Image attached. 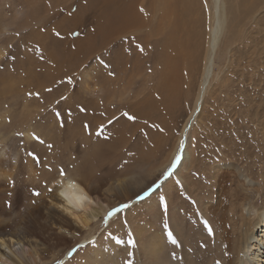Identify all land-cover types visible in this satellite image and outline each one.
<instances>
[{
	"label": "rangeland",
	"instance_id": "374dc122",
	"mask_svg": "<svg viewBox=\"0 0 264 264\" xmlns=\"http://www.w3.org/2000/svg\"><path fill=\"white\" fill-rule=\"evenodd\" d=\"M103 5H106V0H0V25H6L7 28H14L15 30L29 27L26 30L30 31L44 25L42 34L52 33L57 48L55 69L50 77L41 76L39 77L40 82L34 76L23 75L20 79L10 82L11 88L6 87L8 94L3 93L6 95L0 97L2 105H0V118L3 119V123L6 122L7 125L10 123L15 124L17 125L15 128H18L21 124L22 114H39L38 119L36 118L38 124L35 125L43 136V149L48 150L49 146L47 147L46 144L50 139L52 142L57 139L56 142L60 143L56 149L50 145L48 151L50 154H46L45 158L47 157V160L49 159L52 163H46L47 160H44V164H48L44 167L42 162L43 165L40 167L42 176L46 174L48 169L55 172L56 175L53 174L57 178L61 175V170H63V174L73 176L80 170L84 175L90 173L95 183L106 182L103 191L107 192L104 193L102 202L107 207H105L100 218L89 229L84 230L79 236H75V239L68 243L67 247L60 246L54 249L55 251L52 250L51 253L44 254L42 264H95L97 261L101 264H139L134 248L137 239H139V243L141 242L142 256L144 261L147 262L149 231L152 232L155 229L163 233L168 245L173 246L168 238V232L171 231V228L167 222L169 215L172 217V211H178V207L183 208L185 217H189L186 220L187 228L194 225V229L191 228L196 231L199 226L191 221V217L193 214H199L196 209L197 206L191 197H185L190 195L185 194L184 189L180 186L181 178L174 175L176 170L182 166L186 144L198 162L190 163L189 166H186L187 169L184 167L185 169L183 168L184 170L180 175L183 177L184 173H191L193 175L192 180H197L196 182L199 184L197 192L202 191L200 192V197H203L202 204L209 199L207 198L208 195L218 193L215 182L213 185L206 182L210 179L214 180L213 175L219 167L224 165L223 168H225L227 167L225 165L231 164L242 169L244 176L250 178L254 186L259 187L260 193L252 191L250 194L252 206L257 209L264 207V36L261 44L257 40L259 37L257 30L250 34L249 30L252 28H247L244 31V37L249 35L251 43L246 42L245 39L243 45L248 46V51L243 54V58L241 57L240 67H237L236 60H238L242 48L236 42L233 43L231 48L229 47L230 49L223 47L225 39L229 37V31L226 28L222 38L224 41L220 45L221 48H218L219 54L218 51L216 54V56L218 55L214 69L216 77L208 90L207 85L204 87L207 81V78L204 77V69L209 45V29L212 24L211 2L209 0H196L197 7H193L192 16L195 20L191 18V22L192 29L198 31L200 36L198 38L191 37V41L196 43L199 39L200 50L198 51L199 57H195V59H198V70L195 80L193 79L194 87L191 95L182 97L176 104L173 103L176 106H173V114L169 118L164 117L160 108L156 111V113H159L158 116L161 117V120L166 121V126L172 125L177 129L176 135L168 141L170 147L165 151L166 155L172 151L173 146L175 147L180 139L175 157L179 155L181 159L175 168H172L175 157L167 165L164 162L159 163L157 161H154L155 164L148 165V154L151 152V148H149L150 146L147 147L146 144L142 147L141 144L144 142L141 139L144 138V134L148 136L162 134L166 126L154 121L160 124L159 131L156 130L157 126L154 124H148L149 126L143 124L142 132L134 130L133 124L138 126L139 122L134 123L137 118L132 110L137 109L135 105V103H138L137 96H148L150 90H147L146 87L148 73H146V67L142 65L140 72H138V74L141 73L140 76L137 75L134 80L127 79L124 85L119 86V89L117 88L118 83L114 81L117 78L116 73L114 67H111V65L117 63V59L114 58L111 47L108 51L109 54L105 51L99 33L102 25ZM261 17L264 19V13L261 14ZM100 22L101 24H99ZM3 31L6 32L4 27ZM34 39V37H30L28 41L32 42ZM253 41L259 44L257 45ZM32 49L31 46L29 50ZM8 51L9 60L14 63L18 56L24 57V55H27L28 57V54H30L25 47H20L17 44L14 46V43L10 46V49L8 48ZM105 54L109 56L105 57ZM11 70L14 69L11 68ZM103 72L106 73L103 74ZM45 73L48 74L46 68L39 72V74ZM109 73H114V75ZM102 75L106 76L102 78ZM223 77H226V80L219 83L218 81ZM92 79L96 87L102 90L101 98L93 97L87 90L91 83L89 80ZM69 81L71 82L69 83ZM0 88L1 91L5 90L4 86ZM113 89H116V91ZM204 91V107L195 119L192 112L198 105L199 92L200 100ZM129 92L130 94H128ZM109 94L112 95V98ZM106 99H108V102H106ZM122 102L123 104H121ZM81 108L84 111H81ZM180 109L181 114L177 116ZM146 111L151 115L148 108H146ZM125 113L134 116L136 119L130 121ZM12 117L15 119L14 121H12ZM95 117L101 121V126L94 127L91 124ZM170 118L174 121L171 122ZM170 131L172 132V129ZM118 132H120V135L114 136ZM26 147L25 139L17 145V149L21 153ZM98 150L99 153H97ZM94 152L95 156L93 155ZM31 153L33 154L32 151L28 150L27 157H31ZM193 164L195 165L193 166ZM156 170H159V173H156L157 177L152 173ZM24 176L23 180H27L29 187V184H32L29 181L30 173L25 172ZM122 179H132L130 184L133 185L126 187L129 194L135 189L139 193L134 196H125L126 198H122L120 201L121 195L118 193L119 189L114 190V182ZM146 182L151 184H149L150 188H146ZM143 185L145 187L141 188ZM21 190L22 192H19L17 201L19 206L24 201L25 195L24 189ZM31 192L32 196H36L34 193H39L36 190H31ZM145 192H148V195L142 200L138 199ZM197 192L193 190L192 195L196 197ZM180 194L185 195L183 196L186 200L185 203L180 202L182 199H178L176 202L175 196ZM161 197L164 198L168 207L169 201L175 200L176 207L172 210L171 206L170 210L165 211L161 203ZM208 202L210 205L215 203L212 202V199ZM125 203L130 205L127 209H122L118 214L109 217V212L121 208ZM214 205L212 204V206ZM17 210L19 211V208ZM199 218L202 220L201 217L196 219ZM201 224L206 227L204 221ZM162 226L164 227L161 228ZM171 232L173 233V231ZM185 232L191 236L193 234L192 231L186 230ZM190 245H193V243ZM97 252L98 254L94 255Z\"/></svg>",
	"mask_w": 264,
	"mask_h": 264
},
{
	"label": "bare ground",
	"instance_id": "6f19581e",
	"mask_svg": "<svg viewBox=\"0 0 264 264\" xmlns=\"http://www.w3.org/2000/svg\"><path fill=\"white\" fill-rule=\"evenodd\" d=\"M209 1L211 2L210 13H212V24L209 29V45L208 48L206 47L208 51L206 53L204 69V77L207 78V81L205 84L203 83L204 87L207 85V88L216 77L214 70L218 56L216 54L222 41H224L222 38L226 28L229 31V37L227 36L228 38L225 39L223 47L227 49L231 48L233 43L235 44L236 42L242 48L240 56L236 60L237 67H240V59L248 51V46L243 45L245 39L246 42L251 43L249 35L246 34L247 36L244 37V31L247 28H252L249 30L250 34L257 30V35H259L257 40L260 43L264 36V28H262L264 27V19L261 17V14L264 13V0ZM103 7L102 25L99 33L103 40L105 51L108 53L111 47V50L113 49L114 52V58L117 59V63L111 65V67H114V72L116 73L117 78L114 81L118 83L117 88L119 89V86L124 85L127 79L134 80L137 75L140 76L141 73L138 74V72H140L142 65L146 67V73H148L146 83L147 90L150 89L148 96H137L138 103H135L137 109L134 110L135 108L133 109L132 107V113L137 118L134 123L139 122L138 126L137 124H133V128L135 131L142 132L141 128L143 124L145 126L154 124L157 126L156 130H158L160 124L163 126L167 124L166 121L161 120V117L158 116L159 113H156L157 109L160 108L164 117L169 118L173 114V103L176 104L182 97L191 95L194 87L193 81L198 70V59H195V57H199L198 51L200 50L199 39H197L196 43L191 41V37L198 38L200 36L198 31L192 29L191 22L193 7H197L196 0H106V5H103ZM43 26L40 25L38 28L31 29L30 31L26 30L29 27L15 30L14 28H7L6 25H0V87L4 86L5 88L4 91H1L0 88V97L6 95L3 93L8 94L6 87L11 88V81L20 79L23 75L28 77L34 76L36 80L40 81L39 77L48 78L51 76V73L53 74L57 48L55 47V39L52 33L42 34ZM3 27L6 29V32L3 31ZM30 37H34L35 39L32 42L28 41ZM15 41L17 42L15 43ZM253 42L257 45L259 44L256 41ZM13 43L14 46L17 44L20 47H25L30 52L28 57L27 55H24V57L18 56L15 63L11 62L9 60L8 48L10 49ZM31 46L33 49L29 50ZM108 56L105 54V57ZM11 68L14 70H11ZM43 68H46L48 74H39ZM105 73L103 72V74ZM105 76L102 75V78ZM224 80H226V77L221 78L218 82H224ZM89 82L91 83L87 89L88 92L93 97L101 98L102 90L96 87L93 79L89 80ZM110 87L113 88L112 86ZM200 91L202 92L203 90ZM199 94L197 98L198 105L192 112L195 119L204 107L203 98L205 91L201 95L200 100ZM106 100L108 102V99ZM146 108L151 111V115L146 111ZM195 110L197 111L196 113ZM180 114L181 109L177 112V116ZM21 116V124L18 128H15L17 126L15 124L10 123L7 125L6 122L3 123V119L0 118V264H42V256L44 254L51 253L52 250L60 246L67 247V244L71 243L75 239V236H79L84 230L89 229L100 218L105 207H107L102 202V197L107 192L103 191L106 182H93V177L90 173L89 175H84L79 170L75 176L61 174L57 178L55 172H51L45 168L47 170L46 174L44 176H42V173L40 174V167L45 163L43 161L47 160L45 156L49 153L50 145L56 149L60 143L56 142L57 139L53 142L50 139L48 143L45 141L47 143L46 146H49L48 150L46 149L45 151L43 149V136L35 125L39 114H22ZM91 118L93 119V117ZM14 120L13 118L12 121ZM170 121L172 122L174 119L170 118ZM91 124L94 127H98L101 126V121L95 117ZM170 129H172V132ZM119 133H115L114 136L120 135ZM176 133L177 129L172 127V125H168L160 135L148 136L144 134V138L141 139L144 143L141 145L144 147L146 144L147 147L150 146L149 148H151V152L148 154V165L155 164L154 161L159 163L164 162L167 165L173 160L178 150L180 139L178 144L175 147L173 146L172 151L169 154L167 153L168 155H166L165 151L170 147L168 146V141ZM24 139L26 140L27 147L21 153L18 151L17 145L24 141ZM141 145L139 146L141 147ZM28 150L33 152V154L31 153V157H27L26 155V153L28 154ZM97 153H99V150ZM93 155H96L95 152ZM194 161L198 162L186 144L182 166L176 170L174 175H178L181 178L180 186L184 189L185 194L187 193L190 196L180 194V197L175 196V200L177 202L178 199H182L179 201L185 203L186 200H184L183 196L187 198L191 197L194 200L199 214L191 215V221L197 223L199 227L196 231L193 230L194 225L187 228L186 220L189 217H185L183 208L177 206L178 211H172V217L168 214L169 219L167 223L178 243L170 246L167 239L163 237V233L155 229L152 232L149 231L146 254L147 262L144 261L142 256L141 242L139 243V239L135 241L134 248L139 264H264V207L257 209L255 206H252L250 196L252 191L260 193L259 187L254 186L253 181L246 175L244 176L242 169H239V167L231 164L225 165L227 166L225 167L227 170H225L223 168L224 165H222L213 175L214 180L210 179L206 182L210 185H213L215 182L218 193L216 195H208L207 198L209 199H207L206 203L202 204L203 197H200V192L202 191L197 192L199 186L198 182H196L197 180H192L193 175L191 173L186 172V174L183 172L185 174L183 177L180 175L185 168H188L186 166H189ZM47 162L51 161L48 159ZM43 166H48V164H44ZM25 172L30 173L29 181L32 184H29V187L27 180H23ZM152 173L156 176L159 170L152 171ZM131 181L132 179H122L114 182V190L119 189L118 193L121 195L120 201L129 195L134 196L139 193L136 189L135 191L133 190L134 192L131 191V194L128 193L129 191L127 192L126 187L133 185L130 184L132 183ZM35 183L37 184L35 185ZM149 184V182H146V188H150ZM144 187L145 185L141 188ZM22 188L25 195L24 201L19 206V203H17L18 194L22 192ZM30 189L36 190L40 195L32 196ZM193 190L197 192L196 197L192 195ZM210 199L215 203H211L210 205L208 202ZM175 200L169 201L167 210H170L171 206L172 210L176 207ZM212 204L215 205L212 206ZM17 208H19V211ZM253 215H255L254 218ZM198 217H201L202 220L200 218L196 219ZM202 221H207L208 226L211 228L209 234V228L207 227V230L206 227H203ZM186 230L192 231V236L189 233L187 234ZM191 243L193 245H190ZM97 254L98 252L94 255ZM97 264L101 263L98 262Z\"/></svg>",
	"mask_w": 264,
	"mask_h": 264
},
{
	"label": "snow or ice",
	"instance_id": "6c2138e0",
	"mask_svg": "<svg viewBox=\"0 0 264 264\" xmlns=\"http://www.w3.org/2000/svg\"><path fill=\"white\" fill-rule=\"evenodd\" d=\"M109 74H110V75H114V73H109ZM70 82H71V81H69V83H70ZM81 111H84V109L81 108ZM125 115L128 117L129 120H134V119H135L134 116L128 115L127 113H125ZM34 158H35V157H34ZM180 159H181V158H180L179 155L175 157V162L173 163L172 168H175V167H176V164L179 163ZM61 174H63V170H61ZM169 174H170V170H169ZM34 194L37 195V196L40 195L39 193H34ZM147 195H148V192H145L144 195L139 196L138 199H141V200H142V199H144ZM161 203L163 204V206H164V208H165V211H166V210H167V204H166V201L164 200L163 197H161ZM129 206H130L129 204L125 203V204L122 205L121 208H117V209H115L113 212H109L108 215H109V217H111V216H113V215H116V214H118L122 209H127ZM204 223H205V226L209 228V232H211V228L208 226L207 221H205ZM168 238H169V240L171 241L172 244L175 245V244L178 243L177 239L173 236V233H172L171 231L168 232Z\"/></svg>",
	"mask_w": 264,
	"mask_h": 264
}]
</instances>
